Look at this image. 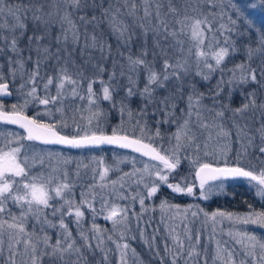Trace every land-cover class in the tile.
I'll return each instance as SVG.
<instances>
[{
	"label": "snow or ice",
	"instance_id": "snow-or-ice-1",
	"mask_svg": "<svg viewBox=\"0 0 264 264\" xmlns=\"http://www.w3.org/2000/svg\"><path fill=\"white\" fill-rule=\"evenodd\" d=\"M153 4L154 10L150 11ZM165 4L166 11L163 10ZM250 6L264 7V0ZM140 8L143 17L137 15L136 0H20L18 3L0 0V57L5 58L10 77L15 80L19 74L23 79L26 75L25 82L20 85L21 90L26 85L29 87L24 94L38 104L51 105L55 110L46 112L52 122H44L39 114L29 117L16 104L6 109L0 102V122L19 125L27 133L9 140L5 148H0V264H17V256L26 257L21 264H91L89 254L94 257L95 248L104 251L101 244L105 230L95 222L85 230V210L91 213L93 221L97 215L107 212L104 219L112 221L114 228L117 225L127 227V208L117 205L109 208L103 197L99 209L94 206L97 185H90L86 192L80 193L81 200H75V184L69 182L67 171L71 158L51 152L46 156L30 155L22 152L24 145L20 141L23 140L76 149L116 145L158 161L159 164H144L142 170L134 168L132 173L124 174L136 176L139 173L135 183H142L146 189L139 196L142 210H146L145 199L156 196L161 187L188 196L195 195L198 188L200 197L209 200L217 194V189L223 190V181L229 178H243L250 184L255 182V196L264 201V26L255 28L233 0L227 3L224 0H140ZM125 15L136 20L154 16L155 23L151 19L148 26L137 23L135 27L140 29L137 36L122 19ZM225 16L228 25L221 23L214 29L210 17L214 20ZM9 19L12 24L8 23ZM102 24L107 25V34L101 28ZM253 32L257 35L255 41L252 40ZM109 35L115 37V46L108 42ZM94 52L98 55H93ZM237 55L242 56V60L231 68L227 67L229 59L234 60ZM78 59L82 63H77ZM28 63L32 64L30 70L25 67ZM2 68L3 64H0V70ZM42 68L49 69L53 75L45 72L41 76ZM37 80L42 84L43 96L38 95ZM54 81L55 95H52L50 89ZM97 83L99 93L93 88ZM11 95L0 71V96ZM237 96L239 104L234 106L233 100ZM69 97L86 101L91 113L86 126H73L74 134L64 133L68 128L64 101ZM134 100L138 101L135 109L132 107ZM29 102L25 99L24 106ZM104 102L108 104L107 109L103 107ZM112 110L120 117L121 123L108 134L101 118L106 120ZM55 113H60L59 117ZM125 115L129 120L135 118L134 132L138 130L140 136L126 132L123 126ZM92 117L96 119L95 126ZM173 124L176 131L170 134L169 143H175L162 152L163 145L156 146L164 135L161 128ZM213 131L218 139L230 141L235 135L240 145L237 163L229 166L225 152L220 153L223 167L201 160L197 155L192 161L196 170L189 182L187 176L177 172L181 164L180 151L191 147L198 154L202 147L198 134L207 133L203 143L204 156L214 155L207 151ZM249 150L255 154L256 163L249 160L247 167L241 166L238 161L241 155L248 156ZM53 157L58 164L47 174L33 171L37 165L43 167L45 160ZM99 163L103 164V160ZM257 164L261 167L257 168ZM79 167L78 164L77 177ZM108 172L109 168L104 167L99 173L101 182ZM170 177L177 182H170ZM117 183L111 181L112 191L127 199L115 188ZM98 187L104 189L108 184L100 183ZM120 187L123 188V184ZM192 207L197 210L191 211ZM160 208L162 211L175 208L178 214L181 213L179 205L169 204L167 199L161 200ZM189 212L196 217L203 209L198 205L183 209L184 219ZM203 215L213 222H218L217 217H220L236 225L264 230V208L256 210L249 205V211L243 214L217 210L211 214L203 212ZM67 217H73V221L66 223ZM72 222L76 224L75 236L69 227ZM53 229L56 230L54 241L50 234ZM236 236L240 238L237 242L246 249L245 255L251 258V264H264V236L258 237L251 230L238 231ZM93 239L99 241L95 248L91 242ZM187 239V249L176 235L172 237L174 250L165 244V256H159V249H156L161 264L165 259L169 264H201L197 247L199 235L193 243L191 231H188ZM128 247L127 243L117 244L122 260L123 250ZM222 251L226 250H222L217 242L213 264L216 260H223ZM227 255V264H237L230 251ZM104 258L107 259L106 253ZM203 264H208L206 249ZM239 264H249V261L241 259Z\"/></svg>",
	"mask_w": 264,
	"mask_h": 264
},
{
	"label": "rangeland",
	"instance_id": "rangeland-1",
	"mask_svg": "<svg viewBox=\"0 0 264 264\" xmlns=\"http://www.w3.org/2000/svg\"><path fill=\"white\" fill-rule=\"evenodd\" d=\"M140 1V0H139ZM12 3H18L20 0H11ZM225 3L228 2V0H224ZM233 3H236L239 7H241L244 12H245V17L247 20L254 21L255 19L259 22L264 23V7L257 6L255 8H252L250 6L251 3H256L258 5L259 0H233ZM229 14H232L231 9L228 10ZM235 18V16H233ZM210 20L213 23V28L219 27L221 23L228 25V20L227 17L225 16L223 19H220L219 17H216L214 20L210 17ZM9 24H12L13 21L11 19L8 20ZM7 31H5V35H7ZM220 34L217 33V36ZM222 40V37H221ZM207 43V41H206ZM51 63V62H50ZM0 64H3L2 74L4 77V81H7L10 83V81L13 83L14 86L11 85L10 83V88L12 90L13 96L11 99L7 100L2 97H0V102L4 104L5 101H8L12 104H16L18 106V109L21 110L23 113H26L27 110L31 111L30 116H39L43 119L44 122H52V118L46 115V112L48 109H52L51 105L45 106L38 104L36 101L31 100L29 97H27L24 93H26L29 90V87L26 85V87L21 90L20 85L21 83H24L27 76L22 79L19 74H17V77L15 80H13L10 77V69L8 64L6 63V60L4 57H0ZM26 67V66H25ZM231 68V67H229ZM44 72H48L50 74L49 69L47 68H42ZM27 70V67H26ZM71 70V68H70ZM50 75H53L51 73ZM37 85H38V95L43 96L44 93L42 91V84L40 80H37ZM67 88V86H66ZM94 90L99 93L100 90V85L97 88V86L93 85ZM51 94L55 95V81L53 86L50 89ZM81 94L83 93V89L79 90ZM25 99H29L30 102L29 104L25 107L24 106V101ZM64 108H65V118L67 120L68 128L64 129V133L68 134H74L73 133V126L74 125H79L81 127H84L87 125L88 119L91 117V113L87 110L88 105L86 101H80L78 98L73 100L71 97L66 99L64 101ZM55 111L54 109H52ZM28 114V113H26ZM60 113H55V116L59 117ZM74 117V119H73ZM83 117V118H81ZM93 119V126H95L96 119L92 117ZM101 123L102 126L104 127L105 131L107 126L110 123V117L107 116V119L104 120V118H101ZM121 121L117 122L115 124V127L120 124ZM135 124V123H134ZM126 125H130V123H126L124 121V129L126 130L127 133L129 134H135V136H140V133H136L138 130L134 132V126L131 125L132 127H128ZM20 129L18 127H14L11 125H7L3 122H0V148H5V145L9 140H15L18 137L25 136L24 132H20ZM12 134V135H9ZM160 143H163V140L161 141L158 140ZM167 142V141H165ZM24 145V149L22 152H29L30 155L39 153L41 155H47V153H61L63 157L65 158H71V163L67 166V171H68V180L71 183L75 184V187L73 189L75 193V200L79 202L81 200L80 193L82 191H87L88 187L90 185H97L96 188H94V191L97 193L96 195V200L94 201V206L95 202L100 201L101 197L106 198L108 201V206L109 208L112 205H117L120 208H127V216L128 219L126 221L127 227L124 225H117L115 228L113 227L112 221L108 220L111 223L112 230L114 232H119L120 235L123 233V237L125 236L124 233H128L130 231H135L134 229L136 227L138 232L135 231L138 235L139 238H144V232H143V223L141 222V219L138 215L142 214L144 211L147 210H142V208L137 207L139 211H136L134 213H131L129 211L130 203L131 202H136L138 206L139 204V196L144 194L146 192V189L143 188V184H137L135 181L139 179V173H137L136 176H125V173H132L134 168L135 169H143L144 164H159L157 161H151L148 158H145L139 154H136L134 152L124 150L122 152H115V151H110L103 149L102 147H93V151L90 153V158L85 159L82 154L78 156H73L69 154L68 151H66L62 147H58L55 145H45L42 143H39L37 141H27L23 140L20 141ZM12 146H16L13 144ZM70 150V149H69ZM163 152V151H162ZM103 160V164L99 163V160ZM123 160L124 162L121 163L120 161ZM58 164V161L56 160L55 157H53L51 160H45V165L43 167L37 165L36 168L33 169L34 172H44L47 174L48 171H50V168L56 167ZM80 165L79 167V176L77 177L75 175L77 171V165ZM83 165H87L88 167H84ZM104 167L109 168L108 175L105 177V180L101 182L99 180V173L102 172ZM95 169V171H93ZM62 178V177H61ZM111 181H117L118 183L115 185V188L118 190V192L122 193L124 197H127V199H122L120 198L115 192L112 191L113 186L111 185ZM247 184L249 185H254L255 182H252L250 184L247 180H244ZM145 183L147 182V178L144 181ZM172 183H175V181H170ZM177 182V181H176ZM100 183H105L108 184L107 188L100 189L98 185ZM198 184V182L196 181ZM215 184H219L220 181L213 182ZM224 183V188L226 185V182L223 181ZM123 184V188L120 187V185ZM223 188V190H224ZM223 190L217 189V193L222 192ZM198 192H195L194 196L200 195V190L197 188ZM132 197H136L135 200L132 199ZM190 197V203L186 205H180V204H172V205H179L181 213H177V209L175 208H169L165 210H159L158 216L155 218L156 220V225L161 226L163 225L162 232L165 234V237L170 240H172V237L174 235L179 236L180 240H185L187 239V233L188 231H191V235L193 238V231H195V228H198V230L204 229V225L209 229V226L212 227V229H216L218 231H224L225 233L229 234L231 233V236L236 240V242L240 239L239 237L236 236V233L238 231H244V230H251L254 232L258 237L264 236V230H261L257 228L256 226H245V225H236L233 224L231 221L227 220L226 218H220L217 217L218 222H213L211 220H207L203 212H207L203 210V212H200L196 217L191 216V212L188 213L187 219L183 218L182 210L189 208V206H195L198 205V203L192 199L193 196H188ZM148 199V198H146ZM199 206V205H198ZM11 207V206H10ZM96 207V206H95ZM131 207H134V205H131ZM200 208V206H199ZM136 209V208H135ZM201 209V208H200ZM13 212H16V209H12ZM197 209L195 207L191 208V211H196ZM141 212V213H139ZM211 214L212 212H208ZM247 213V212H246ZM103 216L107 214V212L102 213ZM238 214H243V213H238ZM85 215H86V210H85ZM68 221L66 220V223ZM31 223V222H30ZM162 223V224H161ZM203 226V227H202ZM69 227L71 228L70 224ZM148 231V230H147ZM196 232V231H195ZM56 230H50V234L53 236V241L56 238ZM203 232H201V235L199 236V241L201 242ZM134 236V235H133ZM135 237V236H134ZM137 237V236H136ZM135 237V239L138 241V239ZM7 236H5V255H7ZM127 243V242H126ZM238 243V242H237ZM128 244V243H127ZM239 250L242 252V259L249 260L251 261L250 257H247L245 255L246 249L238 243ZM20 250H23V244L21 243L20 245ZM216 253V250L214 251ZM259 254V249L257 248V255ZM223 255V254H222ZM224 257V255H223ZM17 264H21V260L26 259V257L22 256H17Z\"/></svg>",
	"mask_w": 264,
	"mask_h": 264
},
{
	"label": "trees",
	"instance_id": "trees-1",
	"mask_svg": "<svg viewBox=\"0 0 264 264\" xmlns=\"http://www.w3.org/2000/svg\"><path fill=\"white\" fill-rule=\"evenodd\" d=\"M175 2V0H174ZM138 12L137 15L139 17H143V11L140 8V1L136 0ZM177 7H180L179 4L176 5ZM105 7H107V3H105ZM122 10H124L122 8ZM150 11L154 10V4L150 7ZM164 11L167 10V5H164ZM99 15V11L96 13ZM91 15V13H89ZM122 19H124L136 32L137 36H139L140 29L135 27L137 23H144L145 26H148L149 19H151L152 23H155L154 16L149 19H143V20H136L131 16H123ZM255 28H262L264 26L263 22H259L256 19L252 21ZM101 28L105 30L107 34V25L102 24ZM91 30V29H89ZM264 30V28H262ZM257 39V35L255 32L252 34V40L255 41ZM108 42L113 44L115 46V37L109 35L108 36ZM133 51H136V44H133ZM93 55H98V53H93ZM242 60V56L237 55L234 60L229 59L227 62V67H233L234 63H238ZM77 63H82L81 60H77ZM27 70H30L32 68V64L28 63L26 64ZM159 68V65H157ZM71 68V67H70ZM50 72V70H49ZM45 72L43 69H41V76H44ZM51 74V72H50ZM104 79H107V74H105ZM199 79V78H197ZM215 82V77L213 78V83ZM11 85L13 83L10 81ZM99 87V84H94ZM201 90H204V86L201 85ZM122 94V93H121ZM138 101L134 100L132 107L135 109L137 106ZM234 106H238L239 104V97H234L233 100ZM5 108L10 109L11 103L8 101L4 102ZM103 107L107 109L108 104L107 102H104ZM26 113L29 115L31 114L30 110H27ZM108 117H110V123L106 128L107 133H111V129L115 127V124L119 121H121L120 117L117 115V113L112 110ZM123 120L127 123H130V125H126L127 128L131 125H135V118L132 120H129L127 115L124 116ZM150 126L155 127L151 124ZM227 126V125H226ZM258 126V125H257ZM20 132H23L21 129ZM162 133H164L163 143H160L159 141L156 142V146L159 147V145H163V148L160 149L163 151V149H170L172 145H174L175 141H172V143H169L170 140V134L172 132L176 131V125L173 124L171 126L164 125L161 128ZM137 134L139 131L136 132ZM129 134V133H128ZM133 135V134H129ZM207 133H204L203 135L198 134V142L201 143V151L197 154L193 151L191 147L183 148L180 151L181 156V164L177 169V172L180 173L183 176H187L189 178V182L192 180V175L194 174L196 168L193 165L192 161L197 158V155H199L201 160H207L209 162H214L215 164H224L223 160H220V153L225 152L227 154V164L235 165L237 163L236 156L237 153L240 152V145L236 140L235 135L233 134L231 140H227L226 138H217L215 135V132L213 131V139L211 141H208L209 147L207 148V151L209 153H213L214 155H209L208 157L204 156L203 149V143L206 140ZM147 141V139H145ZM167 141V142H165ZM259 141L257 140V143ZM102 147V146H101ZM103 149H108L110 151L115 152H122L123 149H117L114 147H102ZM69 152V154L75 156H78L80 154L83 155L85 159L90 158V153L93 151V148H82V149H65ZM254 153H252L251 150H249L248 156L241 155L240 160L238 163L241 166H248L249 160H252V163H256L254 160ZM257 168L261 167V165L257 164ZM173 175H176V173H173ZM170 181L172 178H169ZM226 182L225 188L222 192L214 194L209 200H203L200 195L194 196L192 195V199H194L201 209L207 211V212H214V211H223V212H231V213H246L249 211V205L252 206L253 209L260 210L264 208V201H260L258 197L255 196V189L252 185L247 184L244 180H237V179H230V180H224ZM176 182V181H175ZM196 192L197 189H196ZM190 197L188 195L183 194H176L172 193L170 189H167L166 187H161L160 191L157 193L156 196L145 199L144 208H147L146 211H144L142 214L138 215L141 219V222L143 225V232L144 238H139L137 233L138 232L136 227L135 231H130L128 233H124V237H121L119 232H114L112 230L111 223L108 220L104 219L103 214H99L96 216L95 221L92 219V215L89 211L86 210V215L84 216L83 220V227L85 230L89 229L93 222H95L97 225L100 226L101 229H104L103 232V243L101 244V248L104 250L103 252L100 250V248H95V245L99 243V241L93 239L91 242L95 248V256L89 254V261L91 264H96V262H99V264H161V261L158 256H156V249H159V256H165L164 251V245L167 244L169 248H173V242L172 240L165 237V234L162 232L161 229H163V225L158 226L156 225V217L158 216V212L160 210V203L161 200L167 199L169 204H180V205H186L190 203ZM131 205H134V207H131L129 211L131 213H134L136 211H139L137 207L141 208V205L138 206L136 202H131ZM95 206L97 209L100 207V201L95 202ZM136 208V209H135ZM141 213V212H139ZM68 222L73 221V217H67L66 219ZM71 226V229L73 230V235H76V224L74 222L69 223ZM162 224V223H161ZM203 227V226H202ZM148 230V231H147ZM196 231V232H195ZM195 231H193V238L192 242H195V239L197 235L202 234L203 240L199 242L198 251L201 253V264H203V257L205 255V249H206V255L208 259V264H213V257L215 256L214 251L217 249V242H219L220 248L222 250V254L224 255L223 260H216L215 264H227L228 262V255L227 253L230 251L232 253L233 258L236 260L237 264H239V261L242 259L241 251L239 250L238 243L236 240L229 234L225 233L224 231H218L216 229H212L211 226H209V229L204 225L203 231L198 230V228H195ZM56 234V233H55ZM91 235V233H90ZM138 239H133L134 236ZM56 236V235H55ZM108 237H111V239H108ZM154 237V239H153ZM147 241V243L145 242ZM183 241V240H182ZM128 243L129 247L128 249L123 250L124 256L123 260L121 259V249L117 248V244L123 245L124 243ZM184 242V241H183ZM185 248L187 249L189 245V241L185 240L184 242ZM174 250V248H173ZM105 253L107 254V259L104 258ZM87 254V253H86ZM249 261V260H247ZM163 264H169V261L167 259L164 260ZM249 264H251V261H249Z\"/></svg>",
	"mask_w": 264,
	"mask_h": 264
},
{
	"label": "water",
	"instance_id": "water-1",
	"mask_svg": "<svg viewBox=\"0 0 264 264\" xmlns=\"http://www.w3.org/2000/svg\"><path fill=\"white\" fill-rule=\"evenodd\" d=\"M4 82H7V81H4ZM7 83H8V90L12 93V90H11V88H10V83H9V82H7ZM12 96H13V93H12L11 96H0V97L9 100V99L12 98ZM24 114H26V113H24ZM26 115L29 116V117H31L29 114H26ZM3 123H4V122H3ZM5 124H7V123H5ZM7 125H11V126H14V127H18L19 129H21V130L24 132L25 136L27 135L26 131H25L24 129L20 128L19 125H13V124H7ZM108 134H111V133H108ZM37 142L41 143L40 141H37ZM145 142H148V141H145ZM42 144H43V143H42ZM55 146L62 147V148H64V149H70V150H72V149H76V148H69V147H67V146H65V145H55ZM99 147H101V146H99ZM102 147H114V148H117V149H122V148H119V147L116 146V145H102ZM124 150H128V151L134 152L132 149H124ZM134 153L141 155L140 153H137V152H134ZM141 156H142V155H141ZM143 157H145V156H143ZM145 158L150 159L149 157H145ZM157 162H158V161H157ZM215 165H216V166H220V167H223V166H224V164H215ZM228 165H229V166H234V165H232V164H228ZM230 179H232V178H229V179H227V180H230ZM237 180H246V179L238 178ZM197 182H198V180H197ZM213 182H217V181H210L209 183H213ZM198 183H199V182H198Z\"/></svg>",
	"mask_w": 264,
	"mask_h": 264
}]
</instances>
